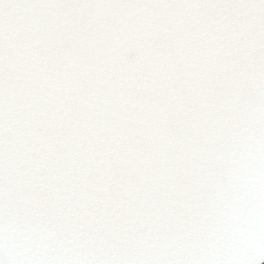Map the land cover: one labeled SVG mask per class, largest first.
<instances>
[{
    "label": "snow or ice",
    "instance_id": "obj_1",
    "mask_svg": "<svg viewBox=\"0 0 264 264\" xmlns=\"http://www.w3.org/2000/svg\"><path fill=\"white\" fill-rule=\"evenodd\" d=\"M0 264H264V0H0Z\"/></svg>",
    "mask_w": 264,
    "mask_h": 264
}]
</instances>
